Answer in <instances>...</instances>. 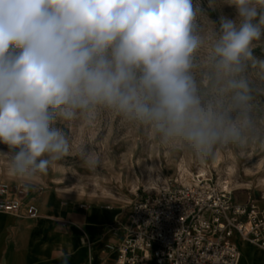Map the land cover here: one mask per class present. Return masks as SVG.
<instances>
[{"label":"clouds","instance_id":"9594fccd","mask_svg":"<svg viewBox=\"0 0 264 264\" xmlns=\"http://www.w3.org/2000/svg\"><path fill=\"white\" fill-rule=\"evenodd\" d=\"M0 0V151L32 181L102 112L207 159L264 148V0ZM83 164L101 160L81 146ZM158 179V178H157ZM63 264H67V257Z\"/></svg>","mask_w":264,"mask_h":264},{"label":"rangeland","instance_id":"374dc122","mask_svg":"<svg viewBox=\"0 0 264 264\" xmlns=\"http://www.w3.org/2000/svg\"><path fill=\"white\" fill-rule=\"evenodd\" d=\"M199 3L213 22L218 23L220 15L235 18L234 6L219 4L212 8L210 0ZM254 54L264 58V50L260 48ZM62 126L72 145L68 155L32 181L14 177L7 160L0 155V183L22 189L23 200L27 191L35 202L38 194L39 198L49 193L50 203L52 198L57 208L61 198L74 211L79 204L86 208L95 202L125 213L140 197L169 186L188 185L199 174L226 191L234 203L264 204L262 147L252 146L243 152L218 150L214 156L201 159L183 149L165 147L150 131L122 123L118 116L106 112L90 123ZM81 146L101 160L98 167L90 169L83 164L79 155ZM0 151L8 152L9 148L0 143ZM93 207L97 206L91 204L88 209Z\"/></svg>","mask_w":264,"mask_h":264},{"label":"built area","instance_id":"2783aa9c","mask_svg":"<svg viewBox=\"0 0 264 264\" xmlns=\"http://www.w3.org/2000/svg\"><path fill=\"white\" fill-rule=\"evenodd\" d=\"M24 191L0 183V212L35 219ZM241 243L264 251V204L234 203L211 179L146 194L130 205L115 264H238Z\"/></svg>","mask_w":264,"mask_h":264},{"label":"crops","instance_id":"0c3cea01","mask_svg":"<svg viewBox=\"0 0 264 264\" xmlns=\"http://www.w3.org/2000/svg\"><path fill=\"white\" fill-rule=\"evenodd\" d=\"M25 193L24 203H34L39 216L0 213V264H63L65 257L67 264H115L116 252L109 246L123 238L130 207L123 213L92 202L86 208L79 204L74 211L61 198L57 208L51 198L43 210L39 194L35 202L29 191ZM91 204L97 207L88 209ZM238 264H264V251L241 243Z\"/></svg>","mask_w":264,"mask_h":264},{"label":"bare ground","instance_id":"6f19581e","mask_svg":"<svg viewBox=\"0 0 264 264\" xmlns=\"http://www.w3.org/2000/svg\"><path fill=\"white\" fill-rule=\"evenodd\" d=\"M182 177V176H181ZM187 178V177H186ZM197 179H205V176H202V175H199V174H196L192 179L196 180ZM191 179V180H192ZM188 182V181H187ZM41 202V204L43 205V210L45 208H48L49 205H50V195L49 193H45L44 195H42L41 197L38 198ZM41 206V205H40ZM96 212V211H95ZM98 212V211H97ZM0 213H4V212H0ZM91 213V212H90ZM5 214H8V213H5ZM10 215H13V214H10ZM90 215V214H89ZM36 221V220H35ZM48 224V223H47Z\"/></svg>","mask_w":264,"mask_h":264}]
</instances>
